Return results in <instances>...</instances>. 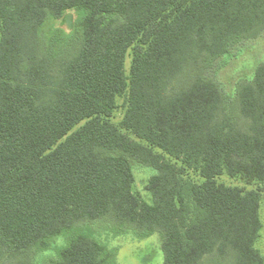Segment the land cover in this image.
Instances as JSON below:
<instances>
[{
	"label": "trees",
	"instance_id": "1",
	"mask_svg": "<svg viewBox=\"0 0 264 264\" xmlns=\"http://www.w3.org/2000/svg\"><path fill=\"white\" fill-rule=\"evenodd\" d=\"M262 30L264 0H0V264H116L153 233L162 264H264V62L235 116L205 74Z\"/></svg>",
	"mask_w": 264,
	"mask_h": 264
},
{
	"label": "rangeland",
	"instance_id": "2",
	"mask_svg": "<svg viewBox=\"0 0 264 264\" xmlns=\"http://www.w3.org/2000/svg\"><path fill=\"white\" fill-rule=\"evenodd\" d=\"M77 17V12L69 11L64 17L58 20L47 21L42 28L43 36L49 35L56 27L69 31L71 24ZM262 62H264V30L255 37L242 39L230 49L228 54L218 58L212 66L206 68L205 74L218 83L225 95L227 107L234 116L237 115L234 95L237 84L241 81L251 80L255 67ZM129 65L130 55L127 54L125 59L126 73ZM122 101L123 97L118 99V108L112 117L115 123H118L123 115ZM132 167L135 176L133 188L142 197L146 198L149 193L144 189V184L154 170L140 163H134ZM218 180L228 185H237L245 189L258 187L257 183L249 177L242 178L222 175ZM259 218L261 227L255 241V247L264 258V200L260 202ZM102 234L104 238L109 237V235H105L103 232ZM59 241L61 242V239ZM109 246H116L108 247L112 250L115 262H117L116 264H162L163 262L161 242L158 233H153L147 237H132L131 235H126L119 239H111ZM113 249H115V252ZM52 253L53 251H48L39 254L36 264H46L49 254ZM215 261L205 263L206 260H204L203 264H217V261Z\"/></svg>",
	"mask_w": 264,
	"mask_h": 264
}]
</instances>
